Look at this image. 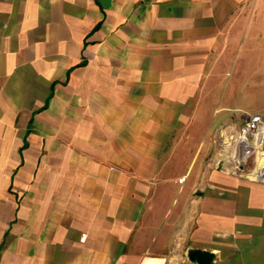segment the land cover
<instances>
[{"label":"crops","instance_id":"0c3cea01","mask_svg":"<svg viewBox=\"0 0 264 264\" xmlns=\"http://www.w3.org/2000/svg\"><path fill=\"white\" fill-rule=\"evenodd\" d=\"M251 114L264 0H0V264H264Z\"/></svg>","mask_w":264,"mask_h":264},{"label":"built area","instance_id":"2783aa9c","mask_svg":"<svg viewBox=\"0 0 264 264\" xmlns=\"http://www.w3.org/2000/svg\"><path fill=\"white\" fill-rule=\"evenodd\" d=\"M230 163L233 172L243 171L252 157L259 156L264 161V119L259 114H251L240 127L236 136L231 137ZM253 177L264 178V165L252 170Z\"/></svg>","mask_w":264,"mask_h":264},{"label":"rangeland","instance_id":"374dc122","mask_svg":"<svg viewBox=\"0 0 264 264\" xmlns=\"http://www.w3.org/2000/svg\"><path fill=\"white\" fill-rule=\"evenodd\" d=\"M199 119L201 120V123H203L205 121V119H206V112H202L200 114ZM200 129L201 128L197 127L195 132H194V134L197 135L198 137L201 134V132H200L201 130ZM183 138L185 139L184 142H182L181 144H178V145H180V149H179L180 152L185 153V152L193 151L194 147L197 145L199 150H202L203 152H207V153H203V157L201 159V161H204V162L209 161V159L214 154V148H213L212 145L207 147L202 142L198 143V144H195V143H191V142L186 141V139L188 137L184 136ZM184 161H185L184 159H179L177 162L178 163H183Z\"/></svg>","mask_w":264,"mask_h":264},{"label":"water","instance_id":"95a60500","mask_svg":"<svg viewBox=\"0 0 264 264\" xmlns=\"http://www.w3.org/2000/svg\"><path fill=\"white\" fill-rule=\"evenodd\" d=\"M188 257L191 261L196 262V264H211L214 259L212 253L198 249L191 250Z\"/></svg>","mask_w":264,"mask_h":264}]
</instances>
